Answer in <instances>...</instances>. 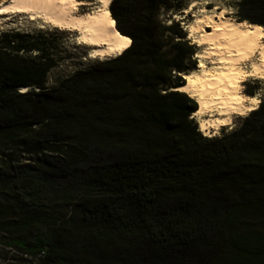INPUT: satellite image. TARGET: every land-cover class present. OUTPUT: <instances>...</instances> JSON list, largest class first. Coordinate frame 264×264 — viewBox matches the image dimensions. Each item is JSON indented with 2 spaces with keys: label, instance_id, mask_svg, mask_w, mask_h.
Wrapping results in <instances>:
<instances>
[{
  "label": "trees",
  "instance_id": "obj_1",
  "mask_svg": "<svg viewBox=\"0 0 264 264\" xmlns=\"http://www.w3.org/2000/svg\"><path fill=\"white\" fill-rule=\"evenodd\" d=\"M162 9L182 10L113 0L129 48L53 85L51 34L0 32V264H264V102L205 136L176 90L195 47ZM238 11L264 28V0Z\"/></svg>",
  "mask_w": 264,
  "mask_h": 264
},
{
  "label": "bare ground",
  "instance_id": "obj_2",
  "mask_svg": "<svg viewBox=\"0 0 264 264\" xmlns=\"http://www.w3.org/2000/svg\"><path fill=\"white\" fill-rule=\"evenodd\" d=\"M112 2L0 0V24L9 14L26 15L32 21L75 32V42L88 46L93 58H117L129 48L130 39L112 27ZM197 5L195 1L185 11ZM79 6L91 8L76 13ZM195 16L189 32L204 51L198 56L199 69L183 75L186 83L176 90L199 104L194 113L199 129L213 137V130L230 126L235 115L249 116L259 109L260 98L248 96L243 88L250 78L264 80V28L238 21L218 7L208 11L202 6ZM27 90L25 87L23 92Z\"/></svg>",
  "mask_w": 264,
  "mask_h": 264
},
{
  "label": "rangeland",
  "instance_id": "obj_3",
  "mask_svg": "<svg viewBox=\"0 0 264 264\" xmlns=\"http://www.w3.org/2000/svg\"><path fill=\"white\" fill-rule=\"evenodd\" d=\"M85 1L93 2L95 0H85ZM195 1L198 3V5L190 12L185 11L188 10L191 7L192 3ZM174 5L175 6L180 5L182 10L178 12L177 10L162 9L160 13V18L165 23V25H171L172 23H176V24L179 23L180 28H182V30L186 32L188 42H190L191 45L195 47L194 58L197 63L195 70H197L199 69V64L201 60L200 58H198V56L200 55V53L204 51V48L196 43L195 38L191 37V33L189 32L190 25H192L195 22V17H196L195 15H198V10L202 6L207 7L208 11H214L215 7H218V9L220 10H225L227 14L230 15L231 17L235 18L238 21H241L238 11V0H174ZM90 8H91L90 6L89 7L79 6L76 9V13L85 12ZM110 15H111V10H110ZM175 16L177 17L175 18ZM4 31L5 32L6 31H42L47 34H51L52 37L51 39L54 42L53 46H55L59 51V63L57 68H55L50 74V79H49L50 85L55 84V82L61 77H66L78 69L88 68V66L96 60L114 59L111 57H107L104 59L93 58L90 55V48L88 46L77 44L75 42L74 39L76 36L75 32L69 30H60L49 24H43L41 21H32L28 19L26 15L9 14L7 16H4L1 20L0 32H4ZM255 88L256 90L253 96L260 98L259 100L261 104L262 102H264V80L250 78L244 84L243 92L245 94H248L247 93L248 90ZM248 96L251 95L248 94ZM198 108H199V104H198ZM245 117L247 116L235 115L233 117V123H232L233 125L231 124L230 126L222 127L220 130H213L214 132L213 137H221L224 134H229L234 132L236 129H238L241 126L243 119ZM192 118H194L195 122L197 123L196 121L197 117L195 116V114H193ZM4 245L5 243L0 241V258L3 256V250H10V252H12L13 254L18 253V250L16 248L5 249Z\"/></svg>",
  "mask_w": 264,
  "mask_h": 264
},
{
  "label": "clouds",
  "instance_id": "obj_4",
  "mask_svg": "<svg viewBox=\"0 0 264 264\" xmlns=\"http://www.w3.org/2000/svg\"><path fill=\"white\" fill-rule=\"evenodd\" d=\"M22 91H23V89H22Z\"/></svg>",
  "mask_w": 264,
  "mask_h": 264
}]
</instances>
